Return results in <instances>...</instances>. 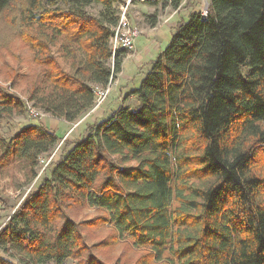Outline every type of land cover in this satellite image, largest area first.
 I'll return each instance as SVG.
<instances>
[{
	"label": "trees",
	"instance_id": "obj_1",
	"mask_svg": "<svg viewBox=\"0 0 264 264\" xmlns=\"http://www.w3.org/2000/svg\"><path fill=\"white\" fill-rule=\"evenodd\" d=\"M120 2L0 0L39 69L0 86L1 189L31 185L60 141L41 125L1 134L28 113L13 91L25 85L44 115L81 119L130 53H116L113 74ZM131 96L137 110L90 126L28 193L0 228V250L20 264H264V0H211L206 18L192 12ZM87 208L100 216L72 218ZM106 226L110 235L89 245ZM119 245L137 260L112 263Z\"/></svg>",
	"mask_w": 264,
	"mask_h": 264
},
{
	"label": "crops",
	"instance_id": "obj_2",
	"mask_svg": "<svg viewBox=\"0 0 264 264\" xmlns=\"http://www.w3.org/2000/svg\"><path fill=\"white\" fill-rule=\"evenodd\" d=\"M152 1L153 6H150L147 11L144 9L145 11H141V13H138L136 16H132L134 14L132 13L131 15V13H129L130 24L132 26H135V24L139 25V21L143 16H148L150 18V16L154 14L153 12L156 6L162 4V0ZM200 1L201 0H180L176 8L165 2L164 12H162L161 15H159L160 12L158 13V19L164 16L163 23L155 30V27L150 25L151 20L144 19V21H142V25L145 26L142 27V30L145 31V33L136 44L135 51L133 53L130 52L125 58L121 67L119 84L113 89L108 99L99 109L93 112L92 109L89 110L81 119L73 124L47 115L41 123L33 124L43 126L46 131L54 133L57 137L62 133V137L59 139L62 140V142L65 139V145L67 146L65 147L62 158L68 154L75 142L86 137L87 130L90 126L107 120L121 107H127L133 111L140 107V101L135 96H131V93L140 87L142 80L151 69V63L157 58L158 54L168 47L178 25L181 22H187L192 12L201 11L197 5ZM202 1L204 4L207 3L209 8L211 0ZM61 155H59V160L61 159Z\"/></svg>",
	"mask_w": 264,
	"mask_h": 264
},
{
	"label": "rangeland",
	"instance_id": "obj_3",
	"mask_svg": "<svg viewBox=\"0 0 264 264\" xmlns=\"http://www.w3.org/2000/svg\"><path fill=\"white\" fill-rule=\"evenodd\" d=\"M165 1L166 0H162L161 1L162 4L156 6L155 11L153 12L154 14L155 13L158 14L160 12L159 15H161V13L164 12ZM201 1L198 2L197 4L199 10L203 7L204 4V2ZM150 6H153L152 2L139 3L133 5L129 9L128 19H129V13H131V15L133 13L134 15L132 16H136L138 13H141V11H145V10L147 11ZM114 8L117 10L119 14L116 5H114ZM88 10L91 14L98 17L100 12L102 11V6L93 5ZM144 19L150 20L148 16H143V18L139 21L140 22L139 25L135 24V26L140 29H142V27H145L144 25H142V21H144ZM10 20L11 17H9L8 14L0 16V86L2 87L11 86V82L5 79L7 77H11L10 75L15 74V71L20 74H28V75H32L35 72H39V69L32 62V52L30 51L29 48L23 45V43L19 39L18 27L16 30H14L13 29L14 26L13 27L11 26ZM139 39H141V37ZM244 74H246V72H244ZM25 88L26 86L22 85L18 89L14 88L15 91L13 92L18 94L20 98L24 100L26 98V94L24 91ZM45 116L46 115H44V117ZM43 119L44 118L36 119L35 117H32L29 113H26L25 115L20 117H14L2 123L1 134L7 138H10L14 136L16 133H18L21 129L29 125L38 124L39 122L41 123ZM61 137H62V133L59 134L58 138ZM65 142H66L65 139L63 140V142L62 140L59 141L58 146L55 149L57 150V155L55 157L54 163L48 168L45 174L41 176L40 178L41 180H39V182L35 187H37L38 184L41 183L44 178L51 176V172L55 168L59 160V155H61L62 153V155L60 156L62 159L63 153L65 151V147H67L65 145ZM8 184H9L8 181L6 182L4 181V187L2 189L0 188V228L7 222L9 217L17 210L19 205L23 202L25 197L28 195L27 192L31 188L33 183L27 187L21 188L19 191L13 190L11 187L8 186ZM35 187L33 188V190L35 189ZM98 216H100V211L93 208H87L83 210L81 213H78L76 215L72 214V218L75 221L92 220ZM110 233H111V228L108 226L95 231L93 233V238L89 239V245H94L95 243L106 239L110 235ZM101 255H99V257L105 259ZM124 255H126L127 257H125ZM0 257L8 261H11L13 264H20L17 258H13V257L11 258L7 254L3 253L1 250H0ZM124 257L127 259H131L130 262H134L139 257V253H136L135 251H128L122 245H119L109 255V258L112 263H114L118 258L124 259ZM65 264H74V262L69 260Z\"/></svg>",
	"mask_w": 264,
	"mask_h": 264
},
{
	"label": "built area",
	"instance_id": "obj_4",
	"mask_svg": "<svg viewBox=\"0 0 264 264\" xmlns=\"http://www.w3.org/2000/svg\"><path fill=\"white\" fill-rule=\"evenodd\" d=\"M149 0H122V2L118 3L117 9L119 11V21L117 26L114 29V34L111 38V50H112V58H111V69L112 73L114 74L115 71V55L120 50H127L129 52H134L136 49V44L138 39L145 33L142 29L132 26L128 19V12L130 7L135 4L139 3H147ZM151 2H153L151 0ZM170 4V2H169ZM201 13L203 18H206L208 15V5L203 4L201 8ZM163 17H160L157 21V24L154 28L157 29L159 25L163 23ZM119 76L120 73L117 74L115 77L112 76L108 85L103 89H96L95 90V104L92 108V112L99 109L105 101L108 99L110 94L112 93L113 89L119 84ZM26 104L28 113L32 116L37 118H45L43 114L37 109H35L32 103L28 102L26 99L23 100ZM78 124V123H77ZM57 155V150H55L49 157H41L40 158V172L38 177L33 182L31 188L28 190L27 194L33 191H36L37 181L41 178L42 175L48 170V168L54 163L55 157ZM35 189L33 190V188Z\"/></svg>",
	"mask_w": 264,
	"mask_h": 264
}]
</instances>
